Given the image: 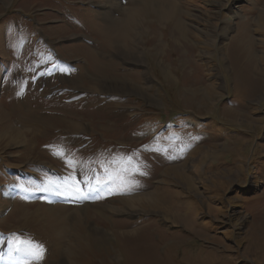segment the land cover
Segmentation results:
<instances>
[{
	"label": "rangeland",
	"instance_id": "1",
	"mask_svg": "<svg viewBox=\"0 0 264 264\" xmlns=\"http://www.w3.org/2000/svg\"><path fill=\"white\" fill-rule=\"evenodd\" d=\"M0 264H264V0H0Z\"/></svg>",
	"mask_w": 264,
	"mask_h": 264
},
{
	"label": "bare ground",
	"instance_id": "2",
	"mask_svg": "<svg viewBox=\"0 0 264 264\" xmlns=\"http://www.w3.org/2000/svg\"><path fill=\"white\" fill-rule=\"evenodd\" d=\"M170 2V1H169ZM112 4V3H111ZM113 6V5H112ZM166 6H168V7H170V10L172 11V12H174L175 11V9L177 8L176 7V5H174V4H171V3H168V2H166ZM114 10V9H113ZM165 11V10H164ZM113 13V12H112ZM109 16V15H108ZM111 17H113V16H111ZM108 19V18H107ZM116 22H118V21H116ZM113 23V22H112ZM119 23H121V22H119ZM109 24V23H108ZM110 25V24H109ZM119 25H121V24H119ZM111 26V25H110ZM125 27V26H124ZM112 28V27H111ZM120 28V27H119ZM112 30V29H111ZM116 30H118L119 32H121V33H123L122 35H124L123 36V38L126 36V34H125V29L122 27L121 29H116ZM182 30V29H181ZM104 32V31H103ZM110 32V31H109ZM109 32H107V33H109ZM105 34V33H104ZM112 34V33H111ZM110 35V34H109ZM108 37V36H107ZM111 39H112V36H111ZM114 41V40H113ZM133 204H135V203H133ZM47 211V210H46ZM59 225V224H58Z\"/></svg>",
	"mask_w": 264,
	"mask_h": 264
},
{
	"label": "snow or ice",
	"instance_id": "3",
	"mask_svg": "<svg viewBox=\"0 0 264 264\" xmlns=\"http://www.w3.org/2000/svg\"><path fill=\"white\" fill-rule=\"evenodd\" d=\"M77 191H79V189H77ZM38 247V246H37ZM19 250V249H18Z\"/></svg>",
	"mask_w": 264,
	"mask_h": 264
}]
</instances>
